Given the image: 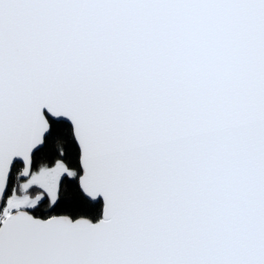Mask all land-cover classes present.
Masks as SVG:
<instances>
[{
  "label": "snow or ice",
  "instance_id": "snow-or-ice-1",
  "mask_svg": "<svg viewBox=\"0 0 264 264\" xmlns=\"http://www.w3.org/2000/svg\"><path fill=\"white\" fill-rule=\"evenodd\" d=\"M0 264H264V0H0Z\"/></svg>",
  "mask_w": 264,
  "mask_h": 264
}]
</instances>
